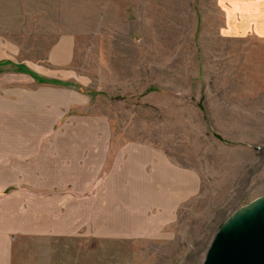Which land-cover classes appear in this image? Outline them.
Wrapping results in <instances>:
<instances>
[{
	"label": "rangeland",
	"instance_id": "obj_1",
	"mask_svg": "<svg viewBox=\"0 0 264 264\" xmlns=\"http://www.w3.org/2000/svg\"><path fill=\"white\" fill-rule=\"evenodd\" d=\"M235 24L217 0H0V60L90 101L66 113L64 139L155 145L201 181L170 226L18 236L13 264L204 262L227 219L264 194V35Z\"/></svg>",
	"mask_w": 264,
	"mask_h": 264
},
{
	"label": "crops",
	"instance_id": "obj_2",
	"mask_svg": "<svg viewBox=\"0 0 264 264\" xmlns=\"http://www.w3.org/2000/svg\"><path fill=\"white\" fill-rule=\"evenodd\" d=\"M217 3L229 20L243 19L229 33L264 35V0ZM0 69L10 71L0 75V264H13L18 236L112 238L124 228L170 226L197 193V175L158 146L64 139L76 125H66V113L89 99L24 63L0 60Z\"/></svg>",
	"mask_w": 264,
	"mask_h": 264
},
{
	"label": "water",
	"instance_id": "obj_3",
	"mask_svg": "<svg viewBox=\"0 0 264 264\" xmlns=\"http://www.w3.org/2000/svg\"><path fill=\"white\" fill-rule=\"evenodd\" d=\"M201 264H264V194L227 219Z\"/></svg>",
	"mask_w": 264,
	"mask_h": 264
},
{
	"label": "trees",
	"instance_id": "obj_4",
	"mask_svg": "<svg viewBox=\"0 0 264 264\" xmlns=\"http://www.w3.org/2000/svg\"><path fill=\"white\" fill-rule=\"evenodd\" d=\"M48 82L55 83L57 85H62V86H75V84L71 82H61V81H52V80H49Z\"/></svg>",
	"mask_w": 264,
	"mask_h": 264
}]
</instances>
